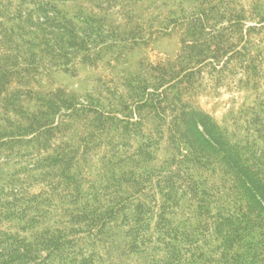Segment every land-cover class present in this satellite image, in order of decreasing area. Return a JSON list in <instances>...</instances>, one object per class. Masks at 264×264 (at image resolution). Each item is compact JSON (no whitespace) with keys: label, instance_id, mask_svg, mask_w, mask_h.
<instances>
[{"label":"trees","instance_id":"1","mask_svg":"<svg viewBox=\"0 0 264 264\" xmlns=\"http://www.w3.org/2000/svg\"><path fill=\"white\" fill-rule=\"evenodd\" d=\"M136 1L0 0V264H264V0H156L175 59L41 86L145 44ZM228 74L243 123L197 100Z\"/></svg>","mask_w":264,"mask_h":264},{"label":"rangeland","instance_id":"2","mask_svg":"<svg viewBox=\"0 0 264 264\" xmlns=\"http://www.w3.org/2000/svg\"><path fill=\"white\" fill-rule=\"evenodd\" d=\"M156 0H137L133 9L141 24L146 29H151L148 41L137 46L133 51L123 53L113 61L106 60L99 68L81 64L76 72H57L52 79H45L42 88L65 87L78 95H85L95 84V80L104 74L119 71L124 67L135 65L141 60L158 61L163 58L175 59L180 51L179 35H164L160 30L163 17L167 16L171 6H160ZM229 76L217 84H208L202 80L203 87L197 100L199 104L211 111L223 124H232L240 119L242 111L250 106L257 90L247 79ZM161 158L169 156L164 145L158 151Z\"/></svg>","mask_w":264,"mask_h":264}]
</instances>
